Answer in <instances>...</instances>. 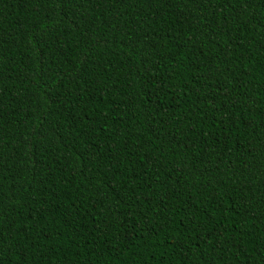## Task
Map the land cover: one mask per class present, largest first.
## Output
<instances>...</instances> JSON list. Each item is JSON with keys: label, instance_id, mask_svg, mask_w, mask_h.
<instances>
[{"label": "trees", "instance_id": "16d2710c", "mask_svg": "<svg viewBox=\"0 0 264 264\" xmlns=\"http://www.w3.org/2000/svg\"><path fill=\"white\" fill-rule=\"evenodd\" d=\"M0 264H264V0H0Z\"/></svg>", "mask_w": 264, "mask_h": 264}]
</instances>
